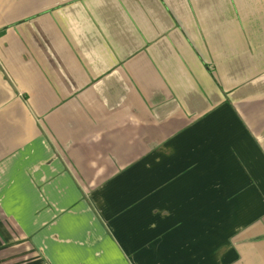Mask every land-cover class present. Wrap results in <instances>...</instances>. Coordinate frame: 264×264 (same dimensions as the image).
Returning <instances> with one entry per match:
<instances>
[{
    "label": "crops",
    "instance_id": "0c3cea01",
    "mask_svg": "<svg viewBox=\"0 0 264 264\" xmlns=\"http://www.w3.org/2000/svg\"><path fill=\"white\" fill-rule=\"evenodd\" d=\"M264 264V0H0V264Z\"/></svg>",
    "mask_w": 264,
    "mask_h": 264
},
{
    "label": "snow or ice",
    "instance_id": "6c2138e0",
    "mask_svg": "<svg viewBox=\"0 0 264 264\" xmlns=\"http://www.w3.org/2000/svg\"><path fill=\"white\" fill-rule=\"evenodd\" d=\"M110 264H123V262L122 261H112L110 262Z\"/></svg>",
    "mask_w": 264,
    "mask_h": 264
}]
</instances>
